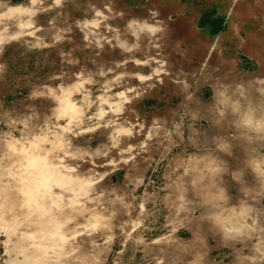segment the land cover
Segmentation results:
<instances>
[{"label": "rangeland", "instance_id": "1", "mask_svg": "<svg viewBox=\"0 0 264 264\" xmlns=\"http://www.w3.org/2000/svg\"><path fill=\"white\" fill-rule=\"evenodd\" d=\"M0 264H264V0H0Z\"/></svg>", "mask_w": 264, "mask_h": 264}, {"label": "bare ground", "instance_id": "2", "mask_svg": "<svg viewBox=\"0 0 264 264\" xmlns=\"http://www.w3.org/2000/svg\"><path fill=\"white\" fill-rule=\"evenodd\" d=\"M39 159V158H38ZM41 159V158H40ZM37 160V159H36ZM39 161H42V160H39ZM43 161H45L44 159H43ZM38 162V161H37ZM41 162H39L38 164H40ZM41 165H43L42 163H41Z\"/></svg>", "mask_w": 264, "mask_h": 264}]
</instances>
